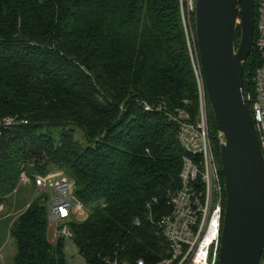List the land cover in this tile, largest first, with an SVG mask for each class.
Returning a JSON list of instances; mask_svg holds the SVG:
<instances>
[{"label": "trees", "instance_id": "obj_1", "mask_svg": "<svg viewBox=\"0 0 264 264\" xmlns=\"http://www.w3.org/2000/svg\"><path fill=\"white\" fill-rule=\"evenodd\" d=\"M188 1L0 0V122L8 116L29 121L0 137V204L24 173L34 180L65 171L89 211L68 222L88 264L108 258L152 264L164 255L156 220L170 211L167 197L181 186L186 151L177 125L141 104L165 101L198 117L182 15L195 29ZM236 36L238 45L240 27ZM262 61L254 44L245 63L246 93ZM49 229L46 198L39 196L12 220L14 264H67L66 239L52 241Z\"/></svg>", "mask_w": 264, "mask_h": 264}, {"label": "built area", "instance_id": "obj_2", "mask_svg": "<svg viewBox=\"0 0 264 264\" xmlns=\"http://www.w3.org/2000/svg\"><path fill=\"white\" fill-rule=\"evenodd\" d=\"M188 5L189 9L195 12V0H189ZM182 15L197 81L198 117L193 119L190 111L184 107L172 109L165 101L158 103L143 101L141 104L145 111L163 113L170 122L177 125L179 141L186 151L180 173L181 186L167 197L170 211L156 220L165 242L164 255L152 264H218L226 205L225 178L221 173L220 158L216 155L211 140L208 95L196 33L193 32L190 20L186 19L184 10ZM254 44L263 61L253 76V91L245 92V97L251 108L264 156V0L256 1ZM28 123L27 119L19 116L5 117L0 122V137L4 129ZM30 183L35 185L39 196L49 195L46 204L52 241L60 238L72 239L73 233L68 222L75 216L86 215L88 211L76 196L75 179L63 170L36 175L34 180L24 173L19 185L26 186ZM154 203H157L156 198L148 204L150 211ZM150 217L152 219V216ZM152 221L154 222L153 219ZM137 224L140 222L137 221ZM104 264L148 263L143 258L137 259L134 263L108 258ZM259 264H264V251Z\"/></svg>", "mask_w": 264, "mask_h": 264}, {"label": "water", "instance_id": "obj_3", "mask_svg": "<svg viewBox=\"0 0 264 264\" xmlns=\"http://www.w3.org/2000/svg\"><path fill=\"white\" fill-rule=\"evenodd\" d=\"M255 27L256 0H195L199 58L225 177L218 264H259L264 251V156L244 77Z\"/></svg>", "mask_w": 264, "mask_h": 264}, {"label": "rangeland", "instance_id": "obj_4", "mask_svg": "<svg viewBox=\"0 0 264 264\" xmlns=\"http://www.w3.org/2000/svg\"><path fill=\"white\" fill-rule=\"evenodd\" d=\"M188 1V0H187ZM187 11L191 13L189 5H187ZM194 13V12H193ZM187 16V15H186ZM190 17H186L188 20ZM195 31L193 26V32ZM196 33V32H195ZM194 41V38H193ZM195 52H197L195 50ZM76 131V137L83 140V131ZM54 134L57 136V131L54 130ZM44 198H49L46 194ZM39 198V194L36 191V187L33 183L29 185H21L17 191H15L10 198L7 200L6 209L0 213V264H14L16 255V244L15 240L10 236V226L15 216L21 213L27 203L30 204L34 199ZM89 213V211H87ZM75 216L73 219L76 221L84 220L88 215ZM10 213V214H9ZM50 230V238L52 239V230ZM65 253L67 264H88L85 258L80 254L79 249L74 244L72 239H67L65 242Z\"/></svg>", "mask_w": 264, "mask_h": 264}, {"label": "crops", "instance_id": "obj_5", "mask_svg": "<svg viewBox=\"0 0 264 264\" xmlns=\"http://www.w3.org/2000/svg\"><path fill=\"white\" fill-rule=\"evenodd\" d=\"M28 205H29V204L27 203L25 209L28 207ZM5 209H6V205H5V204H0V213H1L2 211H4ZM25 209H24V210H25ZM24 210H23V211H24ZM23 211H22V212H23ZM22 212H21V213H22ZM9 214H10V213H9ZM19 214H20V213H19ZM19 214H18V215H19ZM18 215H17V216H18ZM17 216H15L14 219H15Z\"/></svg>", "mask_w": 264, "mask_h": 264}]
</instances>
